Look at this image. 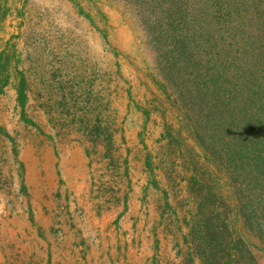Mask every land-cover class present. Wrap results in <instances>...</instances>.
Returning a JSON list of instances; mask_svg holds the SVG:
<instances>
[{"label": "rangeland", "instance_id": "1", "mask_svg": "<svg viewBox=\"0 0 264 264\" xmlns=\"http://www.w3.org/2000/svg\"><path fill=\"white\" fill-rule=\"evenodd\" d=\"M263 110L264 0H0V264H264Z\"/></svg>", "mask_w": 264, "mask_h": 264}, {"label": "trees", "instance_id": "2", "mask_svg": "<svg viewBox=\"0 0 264 264\" xmlns=\"http://www.w3.org/2000/svg\"><path fill=\"white\" fill-rule=\"evenodd\" d=\"M245 123V126L248 128L243 131V135L245 139L249 138V141H247L248 143L245 140L248 156L245 169L249 173H253L252 175L248 174L247 178L259 181V172L261 173L264 171V110L262 115L256 114L251 116L245 113Z\"/></svg>", "mask_w": 264, "mask_h": 264}]
</instances>
